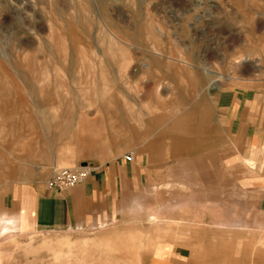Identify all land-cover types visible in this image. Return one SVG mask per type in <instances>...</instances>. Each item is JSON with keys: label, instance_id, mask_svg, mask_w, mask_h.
<instances>
[{"label": "rangeland", "instance_id": "obj_1", "mask_svg": "<svg viewBox=\"0 0 264 264\" xmlns=\"http://www.w3.org/2000/svg\"><path fill=\"white\" fill-rule=\"evenodd\" d=\"M197 75L207 95L264 86V0H0V171L48 163L79 120L106 116L109 97L133 118L177 115L166 104L188 108ZM255 156L264 174V149ZM151 222L16 223L0 235V264H139Z\"/></svg>", "mask_w": 264, "mask_h": 264}, {"label": "crops", "instance_id": "obj_2", "mask_svg": "<svg viewBox=\"0 0 264 264\" xmlns=\"http://www.w3.org/2000/svg\"><path fill=\"white\" fill-rule=\"evenodd\" d=\"M167 78L176 83L175 73ZM186 82L188 108L181 98L166 104L177 115L133 118L109 97L106 116L79 120L77 138L65 135L48 163L0 171V235L16 223L67 231L133 218L152 221L139 264H264V174L255 156L264 149V86L207 95L200 75ZM68 166H86L84 182L47 189L51 170Z\"/></svg>", "mask_w": 264, "mask_h": 264}, {"label": "built area", "instance_id": "obj_3", "mask_svg": "<svg viewBox=\"0 0 264 264\" xmlns=\"http://www.w3.org/2000/svg\"><path fill=\"white\" fill-rule=\"evenodd\" d=\"M123 160L131 162L133 155L128 153L123 156ZM88 173L89 169L86 166L78 168L56 167L51 170L50 176L45 184L49 190H66L84 182Z\"/></svg>", "mask_w": 264, "mask_h": 264}, {"label": "bare ground", "instance_id": "obj_4", "mask_svg": "<svg viewBox=\"0 0 264 264\" xmlns=\"http://www.w3.org/2000/svg\"><path fill=\"white\" fill-rule=\"evenodd\" d=\"M216 79H217V78H216V77H214V78H212V81H213V82H215V81H216Z\"/></svg>", "mask_w": 264, "mask_h": 264}]
</instances>
